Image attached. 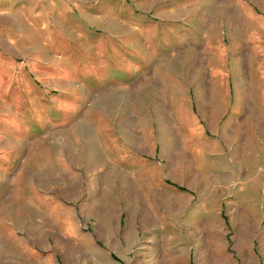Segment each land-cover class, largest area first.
<instances>
[{"label":"rangeland","instance_id":"rangeland-1","mask_svg":"<svg viewBox=\"0 0 264 264\" xmlns=\"http://www.w3.org/2000/svg\"><path fill=\"white\" fill-rule=\"evenodd\" d=\"M0 264H264V0H0Z\"/></svg>","mask_w":264,"mask_h":264}]
</instances>
